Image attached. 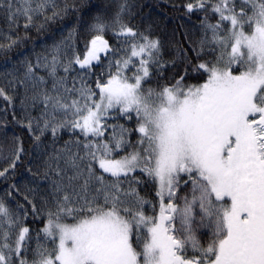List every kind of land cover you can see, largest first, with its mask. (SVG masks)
<instances>
[{
  "label": "snow or ice",
  "instance_id": "snow-or-ice-1",
  "mask_svg": "<svg viewBox=\"0 0 264 264\" xmlns=\"http://www.w3.org/2000/svg\"><path fill=\"white\" fill-rule=\"evenodd\" d=\"M170 6L165 42L128 0H0V264H264V0Z\"/></svg>",
  "mask_w": 264,
  "mask_h": 264
},
{
  "label": "trees",
  "instance_id": "trees-1",
  "mask_svg": "<svg viewBox=\"0 0 264 264\" xmlns=\"http://www.w3.org/2000/svg\"><path fill=\"white\" fill-rule=\"evenodd\" d=\"M91 2L93 4H99L101 6L107 7L111 12L115 9L120 0H91ZM128 2L133 5L134 19L132 22L135 25L141 28L151 25L153 32L164 39L165 42L172 39L174 34L175 39L182 38L184 28L181 27V25L186 24V19L182 18V13L175 11L170 6L172 0H128ZM22 23L23 21H21V36L24 35ZM69 27L70 24L63 28L57 27L55 24H53L46 31H37L36 29H32L28 34L25 44L17 49H13L10 55L13 57H16L18 53L29 55L32 53L33 49H35L37 52H40L45 48V46H51L54 41H59L63 36H67ZM0 28L6 29V23L3 19H0ZM168 56L169 53L166 51L165 58H168ZM4 63L5 61L3 56H0V73H3L6 70ZM9 67H11V65H9ZM0 83H3L2 76H0ZM0 104H3V101H0ZM8 119V136L10 137L13 131L19 134L20 129L18 126L13 124L11 115H9ZM2 127L3 125H0V128ZM0 135H3V133L0 132ZM25 140V147H30V145L27 143L26 136ZM30 160V157H25L23 164L17 167L16 175L13 177V180L18 182L21 187H23L25 182L33 178L32 174L27 171V168L30 166L34 169L35 162L32 161L30 163ZM2 166H4V162L3 160H0V167ZM11 182V180L5 182L2 178H0V195H3L4 190ZM43 183L44 182H41L42 186Z\"/></svg>",
  "mask_w": 264,
  "mask_h": 264
}]
</instances>
